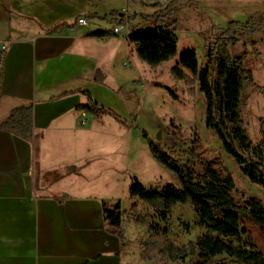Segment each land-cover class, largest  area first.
I'll use <instances>...</instances> for the list:
<instances>
[{
  "label": "crops",
  "instance_id": "obj_1",
  "mask_svg": "<svg viewBox=\"0 0 264 264\" xmlns=\"http://www.w3.org/2000/svg\"><path fill=\"white\" fill-rule=\"evenodd\" d=\"M140 4L150 5L145 0H0V123L12 108L29 103L34 122L32 141L0 128V264H153L139 259L142 246L131 236L122 240L110 231L103 202L113 208L118 201L81 189L90 176L102 174L108 155H92V145L81 135L93 126L102 132L105 120L76 110L87 101L84 94H63L86 89L102 101L109 71L130 65L135 45L127 35L91 33L111 32L113 22L126 20L140 29V18L152 14L138 11ZM81 16L87 24H76ZM59 25L66 27L54 32ZM97 70L104 83L96 81ZM72 148L81 152H72L66 162L79 158L80 168L68 174L52 151ZM60 170L54 179H43ZM71 176L77 179L55 186Z\"/></svg>",
  "mask_w": 264,
  "mask_h": 264
},
{
  "label": "trees",
  "instance_id": "obj_2",
  "mask_svg": "<svg viewBox=\"0 0 264 264\" xmlns=\"http://www.w3.org/2000/svg\"><path fill=\"white\" fill-rule=\"evenodd\" d=\"M197 0H169L162 8L144 18L156 20L158 25L145 30L134 29L128 39L135 45L137 57L157 68L176 58L179 37L171 24L165 23L167 17L182 6L195 4ZM152 5H160L153 0ZM113 15H116L114 12ZM135 16H131L134 18ZM130 18V19H131ZM175 21V19L173 20ZM59 25L54 32L63 30ZM238 28L242 29L241 33ZM258 25L250 18L245 22L231 20L227 27H217L215 37L205 45L204 61L195 49L184 51L171 66L170 75L182 82L188 94L194 96L201 92L205 99V125L214 131L224 150L239 166L242 174L253 184L264 188V121L260 131L263 134L258 144L251 139L242 109L247 101L248 87H258L252 69L245 62L247 50L243 54H233L230 46H235L242 36L255 33ZM94 36H109L112 32L98 30ZM4 50H0V100L3 96L1 85L4 75ZM105 75L96 71V81L104 83ZM80 92L87 101L76 106V110L99 118L109 113L124 122L112 109L100 105L89 90L76 89L63 94ZM174 98L177 95L170 90ZM168 133L180 143L178 152L167 150L159 141L151 138L145 131L150 152L160 164L173 173L176 183L156 182L145 184L133 176L129 195L138 198L153 209L155 215L166 221L165 227L154 225L134 202L128 209H120L119 201L113 208L103 202L106 220L111 232L122 240L126 239L123 216L131 217L135 225L148 228L150 234L142 240L143 250L140 258L145 261L162 260L163 264L178 259H186L182 264H264V254L247 237V230L241 225L244 218L258 227L264 237V200L249 196L243 201L236 198V182L233 176L222 170L215 158L205 156L199 150L200 139L193 135L183 139L180 127L171 119ZM0 128L19 137L32 141L34 136L33 104H22L10 110L0 123ZM69 167V165H68ZM79 166L66 173L78 171ZM178 204L191 205L204 228L195 240L178 243L169 236L171 225L168 222L172 211Z\"/></svg>",
  "mask_w": 264,
  "mask_h": 264
},
{
  "label": "rangeland",
  "instance_id": "obj_3",
  "mask_svg": "<svg viewBox=\"0 0 264 264\" xmlns=\"http://www.w3.org/2000/svg\"><path fill=\"white\" fill-rule=\"evenodd\" d=\"M145 1L150 4L151 0ZM168 2L169 0H160V6L156 8H162ZM154 7L152 3L146 6L140 4L138 11L153 14ZM250 18L258 25L257 30L253 34L242 36L235 46H230V50L233 54H243L244 50H247L245 62L252 69L258 87H248L247 101L242 109V115L253 142L256 144L260 142L263 137L260 124L262 119L264 121V0H197L195 4L178 8L171 17L165 19V23L171 24L179 37L175 59L157 68H151L149 64L137 57L135 51V60L133 61L130 57V65L118 71H109L108 91L101 93L102 101H99V104L106 109L114 110L124 122L105 113L99 117L105 120L102 132H97L96 127L93 126L91 131L81 135L85 137L82 141L85 145L86 143L92 145V155L108 153L104 155L102 174L95 175L96 177L90 176L92 179L82 186V190L96 191L106 200L119 201L121 210L128 209L137 202L138 207L148 216L150 222L164 228L166 221L160 220L153 209L143 204L138 198L130 197L129 186L133 176L138 177L145 184L176 183L173 173L153 158L147 138L141 133L145 131L149 137L159 141L167 150L178 152L180 143L168 133V128L172 125L170 120L173 119L175 124L179 125V133L183 139L198 135L199 150L205 156L215 158L218 161L217 165L233 176L236 182L237 200L243 201L249 196H257L264 200V188L251 183L242 174L234 159L224 150L214 131L206 127L204 95L201 92H197L194 96L188 94L186 86L170 75L171 66L186 50L195 49L200 60L204 61L205 45L215 37L218 31L213 29V25L227 27L231 20L245 22ZM155 25H158L156 20L146 19L143 15L138 22V28H140L138 30H145ZM131 28L135 29L134 26ZM237 30L239 33L242 31L240 28ZM170 90L178 98H174ZM100 143L108 146L102 149L96 148ZM70 144L74 147L73 142ZM72 152L80 153L81 149L72 148L69 152L53 150L52 155L57 166L65 169L67 167L68 170L78 167L79 158L66 162L68 156H73ZM66 163L71 164H68V167ZM62 171L52 172L43 179L52 180ZM76 179L77 177L71 176L57 181L55 186L60 187ZM112 206L114 207L115 204ZM123 221L125 235L132 237L135 246H142V240L150 234L148 228L135 225L133 219L127 215L123 216ZM168 222L171 225L169 236L178 243L195 240L204 232L191 205L178 204ZM241 225L247 230V237L264 254V237L258 227L244 218L241 219ZM142 250L143 246L139 250L140 260H142L140 258ZM186 260L187 258L178 259L170 263L182 264ZM153 264H163V261L153 260Z\"/></svg>",
  "mask_w": 264,
  "mask_h": 264
},
{
  "label": "built area",
  "instance_id": "obj_4",
  "mask_svg": "<svg viewBox=\"0 0 264 264\" xmlns=\"http://www.w3.org/2000/svg\"><path fill=\"white\" fill-rule=\"evenodd\" d=\"M116 19H118L117 16ZM87 23L88 20L84 16L78 17L76 19V24L78 25L87 24ZM111 26H112L111 32L114 34L128 35L129 32L131 31V23L129 22V20H126L124 22L115 21L111 24Z\"/></svg>",
  "mask_w": 264,
  "mask_h": 264
}]
</instances>
